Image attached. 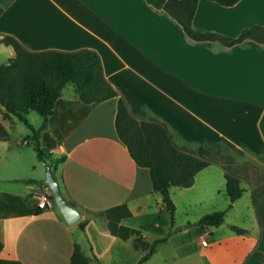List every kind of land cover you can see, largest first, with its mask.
Masks as SVG:
<instances>
[{
	"label": "crops",
	"instance_id": "0c3cea01",
	"mask_svg": "<svg viewBox=\"0 0 264 264\" xmlns=\"http://www.w3.org/2000/svg\"><path fill=\"white\" fill-rule=\"evenodd\" d=\"M165 1L0 0V38L14 37L33 51H95L105 79L136 118L163 123L176 145L198 157L209 150L229 156L239 170L234 175L242 195L217 227L186 224L228 206L222 166L212 161L190 187L171 186L178 229L143 264H263L257 254H264V225L252 198L264 211V43L193 40L165 12ZM253 26L264 27V0L228 7L198 0L192 18L195 30L231 39ZM1 55L9 60L15 53L0 44ZM66 86L40 144L51 158L65 156L54 175L80 219L66 223L37 167L41 160L35 164V156L25 160L19 148H0V159L13 163L10 177L0 175V258L69 264L78 244L90 264H135L141 252L131 240L111 235L97 214L126 204L131 216L120 224L148 242L167 234L170 214L152 190L149 170L137 166L117 138V97L84 104L73 85ZM6 184L15 187L18 204L3 203L11 194ZM44 195L48 204L41 207ZM232 225L245 233H234Z\"/></svg>",
	"mask_w": 264,
	"mask_h": 264
},
{
	"label": "trees",
	"instance_id": "16d2710c",
	"mask_svg": "<svg viewBox=\"0 0 264 264\" xmlns=\"http://www.w3.org/2000/svg\"><path fill=\"white\" fill-rule=\"evenodd\" d=\"M198 0H166L165 12L174 18L183 31L196 41H218L230 46L245 39L264 43V27L253 26L244 29L237 38L231 39L220 34L195 30L192 18ZM228 7L239 0H210ZM0 44L11 46L15 56L0 65V141H7L9 133L1 121L15 117L27 126L31 135L26 142H33V150L41 161L49 160L53 172L62 163L65 156L51 158L40 144V134L46 128L47 119L52 114L56 100L61 96L64 87L72 84L78 99L84 104L100 103L117 97L114 126L118 140L126 147L135 164L149 170L152 190L162 197L165 210L170 214L171 227L166 235L148 242L143 239L139 230L123 226L120 220L131 216L126 204H117L97 214L105 221L109 233L124 241L131 240L132 245L141 252L135 264H143L154 253L156 247L167 241L177 231L175 223V206L170 197L171 186L187 188L193 184L195 174L212 163L207 157H198L195 153L175 144L166 126L154 119H138L129 110L126 101L118 96L114 88L104 77L99 55L90 49L73 51L40 50L25 48L11 36L0 38ZM30 111L42 117L41 125L34 128L27 119ZM226 192L229 204L224 210L205 213L197 221L186 225L200 228L217 227L224 221L225 213L231 204L243 192L238 178L225 170ZM32 180H29L31 182ZM52 197V195H51ZM253 195L257 217L264 225V211ZM53 198V197H52ZM86 221H80L83 228ZM237 234L245 230L230 226ZM2 243L0 241V251ZM264 264V254H257ZM0 264H21L17 260L2 259ZM69 264H90L78 244H74Z\"/></svg>",
	"mask_w": 264,
	"mask_h": 264
},
{
	"label": "rangeland",
	"instance_id": "374dc122",
	"mask_svg": "<svg viewBox=\"0 0 264 264\" xmlns=\"http://www.w3.org/2000/svg\"><path fill=\"white\" fill-rule=\"evenodd\" d=\"M7 61H8V58H6L5 55L0 56V65L6 63ZM67 89L68 90L72 89V85L68 84L66 86V91H67ZM0 117H1V115H0ZM27 119H28L29 123L31 125H33L34 128H38L42 122V117L34 111L29 112ZM3 124L9 133V139L7 141H0V148H19V150H21L22 152H25V154H24L25 160L30 161L31 154H32V156H35L34 157L35 158L34 163L36 164L38 162V158H36V155L33 151V142L31 140H28L27 144L24 143L26 138L31 135L30 129L27 126H25L23 123L17 121L16 119H13V122L5 121ZM4 153H5V151L1 152V155H3ZM0 157H2V156H0ZM207 158L211 161H214L215 163H218L225 170H227V172H229L233 175L237 174L239 171L236 169V167L233 166L231 158L225 154H221V153H217L215 151L209 150L207 152ZM12 164L13 163L11 161L7 160V158L5 160H4V158L3 159L1 158L0 159V175H2V176L9 175L8 177H10L9 172L12 169ZM39 164L40 165H37V167L39 170L42 171L43 177H45L46 168L44 167L42 162H39ZM250 171H252V170H250ZM2 188L11 190L10 196L9 197L7 196L9 199H7V197L2 198V201H5L3 203L10 202L12 204H18L20 202L19 197L16 194H14V192L12 191L15 188L14 186H12V184H6ZM0 201H1V199H0ZM184 217H185L184 215H180V217L179 218L177 217V218L179 220H183ZM210 227H213V226H210ZM176 228H177V226H176Z\"/></svg>",
	"mask_w": 264,
	"mask_h": 264
},
{
	"label": "water",
	"instance_id": "95a60500",
	"mask_svg": "<svg viewBox=\"0 0 264 264\" xmlns=\"http://www.w3.org/2000/svg\"><path fill=\"white\" fill-rule=\"evenodd\" d=\"M42 163L46 168L44 183L51 190L56 206L60 210L67 224L72 225L76 223L80 219L79 211L74 208L63 195L51 165L47 164L45 161H42Z\"/></svg>",
	"mask_w": 264,
	"mask_h": 264
},
{
	"label": "built area",
	"instance_id": "2783aa9c",
	"mask_svg": "<svg viewBox=\"0 0 264 264\" xmlns=\"http://www.w3.org/2000/svg\"><path fill=\"white\" fill-rule=\"evenodd\" d=\"M42 200H43V202H42V204H41V207H43V206H45V205L48 204V200H47V196H46V195H44V196L42 197Z\"/></svg>",
	"mask_w": 264,
	"mask_h": 264
},
{
	"label": "bare ground",
	"instance_id": "6f19581e",
	"mask_svg": "<svg viewBox=\"0 0 264 264\" xmlns=\"http://www.w3.org/2000/svg\"><path fill=\"white\" fill-rule=\"evenodd\" d=\"M40 29V28H39ZM40 31V30H39Z\"/></svg>",
	"mask_w": 264,
	"mask_h": 264
}]
</instances>
